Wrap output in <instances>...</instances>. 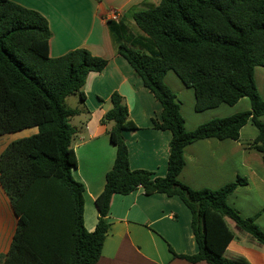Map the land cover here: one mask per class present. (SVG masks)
Instances as JSON below:
<instances>
[{"label": "trees", "instance_id": "obj_1", "mask_svg": "<svg viewBox=\"0 0 264 264\" xmlns=\"http://www.w3.org/2000/svg\"><path fill=\"white\" fill-rule=\"evenodd\" d=\"M131 13L148 47L126 43L129 29L122 20L107 21V26L117 53L162 104L160 119L152 122L156 129L172 132L168 172L154 177L150 171L131 169L124 132L138 128L125 98L115 92L101 122L117 154L96 200V229L89 232L85 186L73 176L79 132L71 121L81 111L66 100L79 95L84 103L89 74L101 73L108 60L85 48L52 58L47 18L12 0H0V137L37 130L12 141L0 154V185L18 219L0 264H96L110 229L113 197L139 188L146 195L177 196L190 209L198 252L177 257L191 263L250 264L243 257L226 256L234 237L227 218L264 246L256 218L241 216L227 202L248 184L246 179L239 177L218 190H195L179 180L188 145L209 138L237 141L250 121L259 131L252 147L264 161V99L255 81V69L264 68V0H161ZM170 70L195 90L197 112L234 106L246 97L251 109L188 131L177 96L165 83Z\"/></svg>", "mask_w": 264, "mask_h": 264}, {"label": "crops", "instance_id": "obj_2", "mask_svg": "<svg viewBox=\"0 0 264 264\" xmlns=\"http://www.w3.org/2000/svg\"><path fill=\"white\" fill-rule=\"evenodd\" d=\"M12 1L47 18L52 32L49 43L52 58L85 48L94 56L108 60L101 73L89 74L83 89L85 102L79 95H73L80 99L73 109L81 111L71 121L79 132L74 147L78 167L73 176L85 186V226L89 232H94L99 218L96 200L104 191L106 176L113 168L117 154L108 128L101 122L111 108L109 100L115 92L125 98L129 117L138 128L124 132L131 169L150 171L154 177H165L168 172L172 132L156 129L152 122L160 119L162 104L135 75L129 62L117 53L107 26L108 14L112 10L119 11L121 20L129 29L126 43L138 48L141 45L148 47L131 11L157 6L161 0ZM255 81L264 99L263 67L255 69ZM165 83L177 96L188 131L212 119L251 109V101L246 97L234 106L222 104L197 112L195 90L186 86L173 70L167 73ZM261 120L264 122V116ZM32 130L31 134L37 132ZM258 134V129L250 121L241 130L237 141L209 138L188 145L184 151L186 165L179 180L195 190H218L239 177L246 179L248 184L238 187L227 202L241 216L256 218L257 225L264 231V161L262 154L252 147ZM8 135L0 137V154L12 141L27 137L20 134L4 141ZM0 189V259H3L10 249L18 219L1 185ZM226 222L234 234L226 256L243 257L250 264H264V246L240 230L233 220L227 218ZM108 223L110 229L96 264H208L191 263L175 256H192L198 252L192 213L177 196L146 195L143 188L129 195H115Z\"/></svg>", "mask_w": 264, "mask_h": 264}, {"label": "rangeland", "instance_id": "obj_3", "mask_svg": "<svg viewBox=\"0 0 264 264\" xmlns=\"http://www.w3.org/2000/svg\"><path fill=\"white\" fill-rule=\"evenodd\" d=\"M80 102V99H79V97L78 96H71L69 99H68V101H67V104H68V106L69 107H72V108H74V107H77L78 106V103ZM72 124L74 123V121L73 122H71ZM34 131L32 130V131H30V130H24V131H21V132H18V133H15V134H9L8 136H6L5 137V139H4V141H7L8 139H13L14 137H16V136H19L20 134H22L21 136H29L31 133H33ZM3 140V139H2ZM0 191H1V189H0Z\"/></svg>", "mask_w": 264, "mask_h": 264}, {"label": "built area", "instance_id": "obj_4", "mask_svg": "<svg viewBox=\"0 0 264 264\" xmlns=\"http://www.w3.org/2000/svg\"><path fill=\"white\" fill-rule=\"evenodd\" d=\"M121 19H122V15L117 10H112L107 16V21H113L118 23L121 21Z\"/></svg>", "mask_w": 264, "mask_h": 264}]
</instances>
